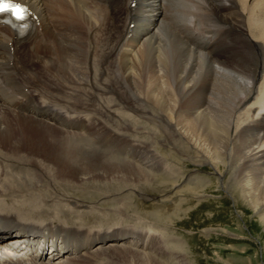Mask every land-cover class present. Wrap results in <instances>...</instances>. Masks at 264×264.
<instances>
[{
    "label": "bare ground",
    "instance_id": "obj_1",
    "mask_svg": "<svg viewBox=\"0 0 264 264\" xmlns=\"http://www.w3.org/2000/svg\"><path fill=\"white\" fill-rule=\"evenodd\" d=\"M17 1L39 28L12 50L0 29V230L16 222L50 233L56 249L3 254L0 264H162L150 251H169L167 240L154 229L114 226L119 192L156 180L149 162L175 176L166 160L208 169L264 228V0ZM24 89L56 119L30 115ZM79 115L86 126L69 130ZM141 129L154 130L149 140L135 139ZM147 143L143 163H123V144L136 153ZM86 184L115 186L116 209H98L105 227L60 196Z\"/></svg>",
    "mask_w": 264,
    "mask_h": 264
},
{
    "label": "rangeland",
    "instance_id": "obj_2",
    "mask_svg": "<svg viewBox=\"0 0 264 264\" xmlns=\"http://www.w3.org/2000/svg\"><path fill=\"white\" fill-rule=\"evenodd\" d=\"M137 132L141 134L135 139L149 140L150 137L146 136L154 130L141 129ZM147 150H152L148 143L136 153L123 144V163L130 162L136 166L143 163ZM166 152L171 153L169 148ZM166 162L180 174L175 176L172 171H161L156 164L149 162L156 180L144 190L119 192L117 197L123 198V217L117 218L114 226L123 225L145 231L150 226V229H154L153 233L167 240L169 251L162 247L150 251L162 264H264V228L257 222L261 216L253 213L242 201L234 204L229 194L221 188L218 191L208 169L202 168L203 171L192 173L198 169L192 164L186 162V168L177 159ZM110 186L86 184L76 190H61L63 193L60 191L59 195L69 197L85 208V214H88L83 220L86 223L93 227H105L108 225L107 217L100 211L107 214V210L116 209L114 202L107 205L112 191H115V186ZM204 187L207 191L203 190ZM138 217L143 221H136Z\"/></svg>",
    "mask_w": 264,
    "mask_h": 264
}]
</instances>
